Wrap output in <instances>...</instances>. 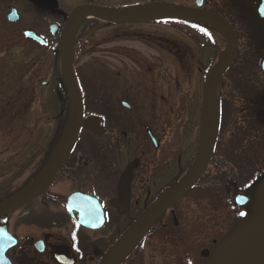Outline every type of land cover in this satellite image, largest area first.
I'll use <instances>...</instances> for the list:
<instances>
[{
  "label": "flooded vegetation",
  "instance_id": "af4514ba",
  "mask_svg": "<svg viewBox=\"0 0 264 264\" xmlns=\"http://www.w3.org/2000/svg\"><path fill=\"white\" fill-rule=\"evenodd\" d=\"M229 1L235 7L216 12L206 8L207 0L203 7L230 24L239 51L217 89L205 170L117 264H221L224 256L246 246L248 234L264 219V82L245 90L234 80L232 87L226 82L228 76H244L252 84V72L264 81L253 64L264 52L262 0ZM0 2L2 11L18 13L23 0ZM47 10L48 22L58 26L55 37L47 36L48 26L32 30L16 25L20 17L15 23L0 17V115H5L0 117V179L9 184L0 206L45 177L69 118L55 47L61 13L54 5ZM107 25L114 27V37L106 40L95 39L92 28L76 33L72 66L83 115L93 120L82 123L45 190L0 216V233L14 238L4 252L6 264H98L127 228L192 169L200 111L168 101L181 86L173 81V65L179 73L192 72L189 56L180 57L168 40L146 39L126 50L120 44L126 25ZM27 29L44 38L51 53L47 59L29 56L30 46H38L23 38ZM239 62L246 69L242 74ZM70 197L82 218L67 211ZM80 221L91 224L85 228Z\"/></svg>",
  "mask_w": 264,
  "mask_h": 264
},
{
  "label": "water",
  "instance_id": "95a60500",
  "mask_svg": "<svg viewBox=\"0 0 264 264\" xmlns=\"http://www.w3.org/2000/svg\"><path fill=\"white\" fill-rule=\"evenodd\" d=\"M195 4L196 8L194 9L171 4H155L139 8L125 9H105L94 5H83L77 7L71 12L62 28L59 41L61 68L65 82L70 91L72 102V116L69 127L59 147L58 153L45 177L18 199L1 207L0 216L10 213L20 204L24 203L25 200L30 197L40 195L45 190L49 179L54 175L59 165L63 162L76 139L78 128L81 123L82 110L79 90L72 72L71 50L73 36L77 25L82 18L86 17H93L115 24H138L159 20L201 22L220 30L226 36L228 42L226 49L220 54L219 61L210 73L204 87L201 104L199 143L193 168L188 178L176 191L159 200L135 223H133L122 238L107 253L101 264H113L129 247H131V245L143 234V232L150 225H152L163 210H165L171 203L179 199L191 188L204 171L210 154L209 148L217 83L231 63L236 52V38L232 28L219 16L201 10L203 0H197ZM262 8L263 11L261 13V18L264 21V0H262ZM8 19L12 22L18 19L15 11H11L8 15ZM49 31L51 36H55L57 27L55 25H51ZM23 35L26 39L33 42L39 44L44 43L42 39L31 31H25ZM260 66L261 70L264 72V56L261 60ZM85 121H89V118ZM71 212L72 216H75V213L73 211ZM3 233L4 232H2V234ZM3 238L4 235H0V241ZM247 241L248 242L245 248L238 252L226 255L223 258L222 264H264V220L250 232L247 236ZM6 249L7 246H3V251L0 253V260L3 261V264H6V260L3 256Z\"/></svg>",
  "mask_w": 264,
  "mask_h": 264
},
{
  "label": "rangeland",
  "instance_id": "374dc122",
  "mask_svg": "<svg viewBox=\"0 0 264 264\" xmlns=\"http://www.w3.org/2000/svg\"><path fill=\"white\" fill-rule=\"evenodd\" d=\"M195 0H23L21 2V8L18 11L20 16L19 22H17V26L19 27H27L35 29H43V27L47 26L48 20L50 19L47 17L49 14L48 7L54 5L56 11H59L60 19L64 16H68L69 13L75 9L77 6L82 4H89L93 3L95 5L104 7V8H128V7H143L151 4H172L177 6H187V7H194ZM208 6L207 9H214L215 11H222L225 9H230L235 7L233 4L231 5V1L229 0H207ZM1 3V2H0ZM2 4V3H1ZM0 4V17H3L5 20V16L8 11H2L1 7L3 8L4 5ZM253 5V3H252ZM44 9L46 15L43 18L40 16V12L37 9ZM40 16L41 19H38ZM6 22V20H5ZM60 23V22H59ZM79 34L84 33L81 32L82 29L92 28L91 33L94 34L95 39H102L106 40L107 37H114V31L109 27L106 23L102 21H92L90 19H82L80 21V25L78 27ZM203 29V31H201ZM47 31V30H46ZM124 34V42L120 43L124 49H128L133 43H146V39H155L162 41H171L173 42L174 46H177L176 49L180 54V57H183V54H187L189 57L187 60V65L189 64L192 72L189 73H179L178 67L173 65L175 69L172 72V77L174 78L173 81H177L181 84L179 90H172V92L168 95L169 102H186L188 103V110H194L196 108L197 113L200 111L199 107L201 104V98L203 93V88L205 81L207 79L208 73L210 68L213 67L215 64L218 55L221 51L224 50L226 46V42L223 39L218 38L216 35L213 37V31L202 27L201 25H193L188 23H177V22H160V23H148L145 25H137V26H125L122 31ZM243 44V41L241 42ZM240 44V45H241ZM147 45V44H146ZM134 46V45H133ZM33 47V46H32ZM30 46L29 48V56H41L42 60L43 57L46 56L48 58L50 53V49H43L40 47H33ZM99 49V48H98ZM133 50V49H132ZM244 50V45L240 50V54ZM158 50V54H159ZM176 51L174 52V54ZM95 58H101V53H95ZM247 56L243 55L242 61H246ZM48 61V60H47ZM43 64L44 61L42 62ZM252 64L253 62L250 61ZM241 62L238 63V66L242 69ZM194 67V70H193ZM199 67L201 72L197 73L196 68ZM259 74V73H258ZM252 75L254 76L252 81L255 84L261 85L264 81L261 80L259 75L255 76V73ZM250 76V74H249ZM241 77V76H240ZM251 77V76H250ZM230 78V80H229ZM242 78V77H241ZM229 86L232 87L234 79L228 76ZM49 79L45 76L42 81L47 82ZM249 82V81H248ZM174 83V82H173ZM249 85L250 84L249 82ZM264 85V83H263ZM253 86V85H252ZM4 92L6 90H3ZM161 93L159 92V95ZM6 97V93L4 94ZM3 108V106H2ZM4 113V112H1ZM5 116V115H4ZM1 116V118H4ZM2 133L4 134V127H0ZM4 146L3 143L0 142V148ZM3 176V175H2ZM1 176V177H2ZM0 179V194L2 191H5L9 188V184L3 183ZM6 184V185H5Z\"/></svg>",
  "mask_w": 264,
  "mask_h": 264
},
{
  "label": "trees",
  "instance_id": "16d2710c",
  "mask_svg": "<svg viewBox=\"0 0 264 264\" xmlns=\"http://www.w3.org/2000/svg\"><path fill=\"white\" fill-rule=\"evenodd\" d=\"M245 70L246 69H244V67H242L241 74L244 73ZM241 77H238V78L234 79V85L237 88H240L241 90H245L247 87H252V85L255 86V83L254 82L252 83V85H249V82H248L249 79H247L244 76H241Z\"/></svg>",
  "mask_w": 264,
  "mask_h": 264
},
{
  "label": "snow or ice",
  "instance_id": "6c2138e0",
  "mask_svg": "<svg viewBox=\"0 0 264 264\" xmlns=\"http://www.w3.org/2000/svg\"><path fill=\"white\" fill-rule=\"evenodd\" d=\"M201 31H203V29H201ZM0 235H3V234L0 233ZM2 251H3V249H2V247H0V253H2ZM0 264H3V261L2 260H0Z\"/></svg>",
  "mask_w": 264,
  "mask_h": 264
}]
</instances>
